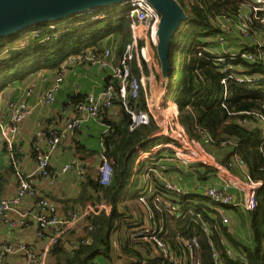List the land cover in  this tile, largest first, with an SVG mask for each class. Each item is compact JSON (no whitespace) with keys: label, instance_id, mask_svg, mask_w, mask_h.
Listing matches in <instances>:
<instances>
[{"label":"trees","instance_id":"16d2710c","mask_svg":"<svg viewBox=\"0 0 264 264\" xmlns=\"http://www.w3.org/2000/svg\"><path fill=\"white\" fill-rule=\"evenodd\" d=\"M186 1V19L180 22L171 36L175 40L181 39L183 44L178 65L174 69L169 67L166 74L167 99L177 105L178 122L189 139L199 142L202 147L203 140V143L209 146L205 151L231 171L235 166L234 156H239L244 162L246 173L252 179L263 182L262 188L256 194L255 209L247 212L239 207L228 208L234 209L238 214V222L230 215L234 230L231 234L209 212L206 206L210 201L203 195L192 192L188 195H177L169 192L153 174L144 179V173L140 176L141 166L144 164L138 166L137 173L131 180L134 166L130 163L133 158L136 159L131 148L154 131L155 125L151 121L149 125L130 132V116L125 112L117 96L114 101V105L118 107L117 113L112 118L105 116L103 120V123L110 126L105 145L108 150L107 157L112 161V184L109 187H101L95 179L87 175L81 182V192L74 201L81 208L86 202L111 204L112 211L109 215L86 217L79 226L81 235L72 240L75 244L71 252L66 247L71 237L64 236L49 251L51 264H112L114 253L112 233L117 223L131 212L126 202L137 201L145 194V187L149 184L163 201L175 204L181 210L180 217L176 218L162 205L159 208L155 207L152 196L146 199L148 206L146 212L152 216L151 225L155 228L162 227V239L171 249L176 261H171L162 254H155L150 246L141 241H132L129 234L134 226L124 224L125 232L120 235V250L128 258H134L143 264H195L196 261L199 264H218L212 258V253L216 252L219 264H264V137L253 116L245 113L263 112L264 64L228 60L227 63L231 66L228 73L253 76L257 80L252 86L229 80L227 95L224 96L221 80L227 73H222L215 64L214 50L210 47L214 45L212 39L220 32L217 27L218 20L223 17L236 18L241 13L244 2ZM99 8L103 7L96 9ZM96 9L86 11L87 16L75 13L33 25L31 31L30 26L15 34L1 37L0 91L28 74L59 68L68 50L81 55L87 49L93 48V52L100 56L104 48L109 47L118 58L131 40L127 10L118 16L115 23H109L107 28L100 32L97 22L105 19V16L95 14ZM94 16L104 18L93 20ZM101 33L113 36L110 45L100 47L101 41L100 44L95 43V39ZM17 39L21 41L15 44L14 41ZM171 44L170 39L169 55ZM245 46H242V51L256 52L251 42ZM228 48L232 50V45ZM131 72L133 75L137 73L134 65H131ZM108 82L109 78L106 79V84ZM118 84V81L114 82L116 90ZM75 99L77 103L83 98ZM131 106L134 109L146 110L142 92L136 102H131ZM205 136L208 137L207 140ZM196 166L189 169L196 171L199 179H206L211 170L204 167L205 171L200 173L197 172ZM10 167L13 169L12 165ZM123 193L126 194L119 207L115 204L114 198H120ZM88 226L92 227L91 231H88ZM76 231L73 230L71 234H77ZM85 238L90 239L88 244L81 242ZM190 238H195L198 243V248L192 256L184 247V242ZM139 248L144 253L138 251ZM228 251L231 254H228ZM98 259L103 262L99 263ZM128 264L133 263L129 261Z\"/></svg>","mask_w":264,"mask_h":264},{"label":"built area","instance_id":"2783aa9c","mask_svg":"<svg viewBox=\"0 0 264 264\" xmlns=\"http://www.w3.org/2000/svg\"><path fill=\"white\" fill-rule=\"evenodd\" d=\"M242 1L244 2L243 7H249V15L243 16L240 13L234 19L225 17L219 19L217 27L220 32L212 43L222 46L228 39H232L233 33L236 32L243 40H249L256 52L245 50L233 52L230 48H224L222 51L216 48L213 52L215 64L222 73H227L221 80L224 96L227 95V81L229 80L250 86L257 80L253 76L228 73L231 70V66L227 63L228 60L264 64V0ZM122 4L126 7V14L130 20L131 40L125 45L117 63L112 64L109 61L112 57V49L109 47H105L100 56L93 52V48L87 49L79 56H70L66 63V65H87L99 71H108L109 82L97 93H87L81 101L77 102L74 105L73 116L67 118L62 127L39 129L33 134L31 151L34 155L35 169L28 175L20 171L18 160L15 157V134L20 124L32 115L33 107L25 102L9 101L4 111H0V137L16 178L14 193L0 199V227L4 226L9 231L24 230L32 223L36 227V242L43 243L42 248L37 251L33 244L9 243L0 237V264H8V258L12 256H20L22 258L20 264H51L50 249L75 229L80 236L79 226L86 217L111 213L113 208L111 204L87 202L80 210L74 209L61 216L57 211L56 203L49 198L38 197L33 184L36 181L52 180L51 160L67 134L81 130L89 120H98L103 116L109 118L115 116L114 101L117 96L125 112L130 116V132L149 125L151 121L155 125L154 131L131 148L136 155L134 163L136 169L131 180L136 175L138 166L148 161L149 166L144 171L145 179L153 174L161 180L167 191L177 195H188L190 193L188 187L175 183L168 176L167 165L177 166L179 171L196 165L210 169L216 181L209 182L203 189V196L210 201L206 207L231 234L234 230L228 208L239 207L250 212L256 207V194L262 188L263 182L252 179L246 173L243 160L237 155L234 156L235 166L243 172V177H240L219 164L199 142L189 139L178 122L177 105L167 99V78L163 77L161 66L156 62L160 14L147 0H128ZM103 18L104 16H94L93 20ZM131 65L135 66L137 76L132 74ZM65 69V66L60 68L53 84L39 95V106H50L55 102V96L64 79ZM115 81L119 83L117 90L114 87ZM14 84L18 85V81ZM140 92L143 93L146 110L134 109L131 106V102L139 99ZM27 93L30 95L32 89L29 88ZM262 108L261 113H245L253 116L257 126L263 131L264 137V100ZM109 132L110 126L103 123L98 140L100 150L95 174V180L101 187H109L113 181L112 161L107 157L108 150L105 145V138ZM159 138H165L167 142L144 150L149 142ZM205 139L207 140L208 137L205 136ZM165 151L168 153L164 155ZM70 172L74 173L78 180H84L88 175L85 164L79 160L67 162L54 174L58 176ZM147 186L148 193L141 195L137 200L145 211L148 210L146 199L152 196V203L155 207L159 208L162 205L170 215L180 217L181 210L177 205L163 201L159 195L155 194L156 191L151 184ZM27 199L34 200L32 212L20 209L22 201ZM119 201V198H114L116 205ZM145 213L146 218L144 219L135 213H129L126 218L117 223L112 233V249L116 252L115 254L121 251L120 231L125 226L124 224H129L134 226L129 234L132 241H141L150 246L155 254H162L171 261H176L171 249L162 239V227H153L151 214ZM91 230L92 227L88 226V231ZM205 230L208 229L205 228ZM116 234L117 237H115ZM81 242L88 244L90 239L85 238ZM74 244L72 240L67 241L66 247L70 252ZM184 247L192 256L198 248V243L195 238H190L184 242ZM228 254L231 252L228 251ZM212 258L219 264L216 252L212 253ZM129 261L133 264H143L134 258H129ZM195 264H199L198 261Z\"/></svg>","mask_w":264,"mask_h":264},{"label":"crops","instance_id":"0c3cea01","mask_svg":"<svg viewBox=\"0 0 264 264\" xmlns=\"http://www.w3.org/2000/svg\"><path fill=\"white\" fill-rule=\"evenodd\" d=\"M117 59L114 52H112V57L109 61L112 64H116ZM63 66L66 67L65 75L60 90L57 92V94L62 92L63 99L56 106H54L56 99L50 106L38 105L39 95L53 84L58 72L56 70H43L28 74L18 81V85L15 86V81H13L11 85L0 91V111H4L5 105L9 101L25 102L33 107L32 115L20 124L15 134V157L18 160L20 171L26 175L32 173L35 169L34 155L31 151L33 134L39 129L62 127L66 119L74 114L75 97L83 98L87 93H97L106 85V79L109 78L108 71H99L91 66L75 64L62 65L61 68ZM29 88L32 89L30 95L27 93ZM115 110L117 113L118 107L116 105ZM104 118L103 116L98 120H89L81 130L67 134L51 160L52 180L36 181L33 184L38 197H46L54 201L61 216L66 215L71 210L81 209L74 201L81 192V182L83 180H78L76 175L71 172L58 176H55L54 173L67 162L79 160L85 164L88 177L95 179L100 150L98 140ZM167 153L168 151H165L164 155ZM10 165L11 162L7 157L0 137V199L12 195L15 190V172ZM174 168L177 169V166H174ZM135 169L136 167H133L131 177L134 175ZM178 171L173 169V171L169 172L168 170L167 174L172 181L180 185V181L174 178L175 172ZM184 186L188 187L187 185ZM188 189L193 193L190 187ZM125 194L123 193L119 198L118 206L122 203ZM33 207L34 200L31 199L22 201L20 205V209L27 212H32L34 210ZM35 233L36 227L32 223L28 228L16 231H9L4 226L0 227V237L6 242H26L33 244L34 249L39 251L43 243L36 242ZM69 236L71 238L68 241L74 240L78 233L69 234ZM21 261L22 258L20 256L8 258V264H20Z\"/></svg>","mask_w":264,"mask_h":264},{"label":"water","instance_id":"95a60500","mask_svg":"<svg viewBox=\"0 0 264 264\" xmlns=\"http://www.w3.org/2000/svg\"><path fill=\"white\" fill-rule=\"evenodd\" d=\"M128 0H0V38L46 21ZM160 14L156 53L163 77L167 74L169 41L178 24L186 19L173 0H147Z\"/></svg>","mask_w":264,"mask_h":264},{"label":"rangeland","instance_id":"374dc122","mask_svg":"<svg viewBox=\"0 0 264 264\" xmlns=\"http://www.w3.org/2000/svg\"><path fill=\"white\" fill-rule=\"evenodd\" d=\"M177 6L179 7V9L181 10V12L183 14H187V11H186V4H187V1L186 0H173ZM121 3L120 2H116V3H113V4H110L108 6H103V8H99V9H96V8H93V9H96V13L95 14H98V15H104L105 16V19L103 20H98L97 22V28L99 29L100 32H103L109 23H115L116 19H118V16L120 17V15L122 13L125 12L126 8L124 6H121L120 5ZM243 9L241 10V13L242 15H249L250 13V10H249V7L248 6H245V7H242ZM81 16H87V13L86 11H83L80 13ZM180 24V23H179ZM178 24V25H179ZM32 28H34V26H31L29 28V31L32 30ZM27 38H28V35H27ZM171 41H172V49H171V52H170V55L168 56V61H167V65H168V68H167V72L169 70V67L174 69L178 63H179V58H180V49L182 47V44H183V41L181 39H172V37L170 38ZM215 37L212 39L214 40ZM113 40V36H109L108 34L106 33H101L96 39H95V43L97 44H100V41H101V44L99 45L100 47H104L105 45H110L111 41ZM21 41V39H17L14 41L15 44L19 43ZM93 43V44H95ZM242 43V44H241ZM178 44V45H177ZM250 44V41L249 40H243L242 38H240V36L234 32L233 33V38L232 39H228L227 42H225V44H223L222 46L221 45H211V50H214L216 51V48L219 50V51H222L224 48H228L230 47V45H232V51L233 52H240L242 51L243 47L242 46H245V45H248ZM246 47V46H245ZM71 50H68V52L63 56V59L61 61V64L59 66V68L57 69H54L53 71H58L60 70L61 66L62 65H66L68 59L70 56H79V55H76L72 52H70ZM114 52V51H112ZM114 55L116 56V53L114 52ZM156 62L161 65V59L157 53L156 55ZM135 75L137 76V73H135ZM66 77V76H65ZM11 85V84H9ZM8 85V86H9ZM55 99H56V103L54 106H56L62 99H63V95H62V92L58 93L56 96H55ZM167 142V139L165 138H159V139H156L154 141H151L148 143V145L144 148V150L148 149V148H151L152 146H156L158 144H163V143H166ZM204 141L201 140V143L203 144V148L205 150H208L209 146L204 144L203 143ZM133 160L134 158L132 159L130 165H134L135 163V160H134V163H133ZM149 166V163L148 161H146L144 163V165L141 166V175H143L144 171L146 170V168ZM168 167V170L169 172L170 171H173V169L175 171H177L178 169H175L174 166L171 164V165H167ZM191 168V167H190ZM196 169H197V172H200L202 173L203 171H205V168L204 167H201V166H196ZM232 171L237 174L238 176L240 177H243V172L236 166L232 167ZM176 174L174 175V178L176 180H179L181 186H184V185H187L188 187H190L192 190H193V193L194 194H198V195H203V189L205 186H207V184L210 182H215V178L213 176V172H208V175H207V178L206 179H199L197 174H196V171L193 172L191 171V169L189 168H183L181 169V171H178V172H175ZM144 178V177H143ZM145 179V178H144ZM148 186L145 187V194L148 193ZM197 187V188H196ZM127 203V206L128 208L130 209L131 212H128V214H132V213H135L137 215H139V217H142L143 219L146 218V211L145 209H143L138 201H129V202H126ZM208 205V203H207ZM121 207V204L120 206ZM228 213L229 215L232 216V218L238 222V214L237 212L234 210V209H228ZM124 227H122L121 231H120V235L122 233H124ZM243 234V232H242ZM246 236H248V234L246 233ZM115 237H117V234L115 235ZM116 239V238H115ZM138 251H140L141 253H144L142 251L141 248L138 249ZM113 262L112 264H128L129 262V258L122 252V251H118L117 255L115 254L116 252L113 250ZM51 261V260H50ZM99 263L100 262H103L102 260H99ZM53 262V260H52ZM111 264V263H110Z\"/></svg>","mask_w":264,"mask_h":264}]
</instances>
